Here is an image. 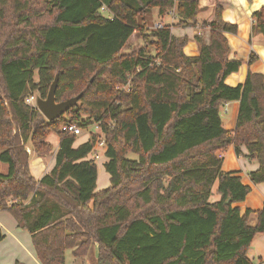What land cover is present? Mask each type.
<instances>
[{
	"label": "trees",
	"instance_id": "16d2710c",
	"mask_svg": "<svg viewBox=\"0 0 264 264\" xmlns=\"http://www.w3.org/2000/svg\"><path fill=\"white\" fill-rule=\"evenodd\" d=\"M201 9L199 0H0V164L7 165H0V211L28 230L41 264H65L68 249L75 258L95 256L96 243L88 264H254L248 251L264 233V205L242 212L236 204L251 186L225 171L219 154L234 146L240 156L245 146L260 163L251 181L264 182V74L227 83L244 61L231 56L227 34L238 26L223 18L219 0L202 23L209 42L194 36L197 55L186 53L190 37L173 34L171 24L147 32L155 10L175 13L174 26L187 28L198 25ZM253 17V35L264 38V7ZM135 32L145 44L123 53ZM56 76L57 101L81 98L49 122L27 98L47 97ZM233 101L240 106L231 131L221 110ZM67 122H96L105 133L107 188L97 190L89 157L99 134L75 146L78 136L62 130ZM52 131L60 139L56 163L37 179L27 145L38 156L53 152Z\"/></svg>",
	"mask_w": 264,
	"mask_h": 264
},
{
	"label": "crops",
	"instance_id": "0c3cea01",
	"mask_svg": "<svg viewBox=\"0 0 264 264\" xmlns=\"http://www.w3.org/2000/svg\"><path fill=\"white\" fill-rule=\"evenodd\" d=\"M199 2H200L202 9H201V12L198 14L199 24L195 27L181 28V27L174 26L176 17L174 16L175 13L173 12L167 15L168 19L166 21H164V18L166 17V15L165 17H161L160 15L159 16L160 20L155 23L156 25H159V24L163 25L164 23L171 24L173 25L172 26L173 34L177 36H183V35L189 36L191 40L189 44L187 45V47L185 48V51L187 54L192 55V56L198 54V45L194 41V36L197 33L204 34L203 29H205V27L202 26L201 24L204 21H208L210 17L212 16L217 0H199ZM219 2L224 9L223 18L227 22L234 23L238 26L237 33L227 34L229 38V42L232 47L231 56L234 58L242 59L244 61L240 70L229 76V78L227 79V83L230 82L229 84L235 85L237 83L244 82L249 71L264 74V38L261 35H253L252 33V27L254 23L253 15L256 11L264 7V0H219ZM155 12L158 14V10H156ZM205 32H207L205 35V39L207 42H209V39H210L209 28H207ZM251 55L256 56L254 61L252 62L250 58ZM226 106L232 107L231 114L227 110L226 113H229V115L228 117L222 115V120H223V124L225 128L232 131L236 127L240 105L238 101H233V102H229L228 104H226ZM59 141L60 139L58 138V142L55 143L54 163L52 164L50 169L45 170L46 168H45V164H44L42 156L37 157L33 161H31L30 163L31 171L35 177L38 176V179H40L45 173L50 172L54 168L55 163H56L55 162L56 154L59 148ZM84 142H86V140H83V141L77 140V142L75 143V146H79L80 144ZM229 148L231 152L230 154L233 155V149L235 151L234 146H231ZM241 150H242V154L240 156L237 155L236 153L237 165L234 168V172L240 173V175L242 176L243 182L251 186L250 193H253L256 195L257 202L255 201L251 202L250 200L251 195L249 193L247 198L243 202L237 203L236 205L241 207L242 212H245L247 209H252L253 211H257L261 209L264 205V182L258 183V184L253 183L250 179L249 173L254 170H257L260 167V163L257 159L251 160L247 157L248 150L245 146L241 147ZM99 153H102V151ZM104 154L105 153H103L99 158H103V156H105ZM39 159H41L42 161L41 160L39 161ZM106 159L108 160V158ZM222 159L224 162L223 154H222ZM105 162L106 161H103L104 164ZM0 165H1L2 171L7 168V165L4 163H1ZM223 169L226 171L228 168L225 167ZM105 176H106L105 179H107V174H105ZM99 177H100V174H99V168H98V180H99ZM97 190H102V189H98V186H97ZM219 198H220V195L215 194L214 196V193H213L211 200L215 201V200H218ZM1 216L7 217L10 220L11 224L13 222L15 226H17V222L9 211H0V235L1 234L4 235V238L1 239V241H5L8 238L9 232L7 230V226L1 220ZM11 216L13 217L14 221ZM257 222H258V214L256 212L251 213L249 223L251 225H255L257 224ZM16 232L20 233L19 234L20 237L25 236L24 233H21V231H16ZM25 238H26L25 241L30 246V248L29 247L28 248L30 249L29 252H31L30 253L31 256H33L34 258L33 260L34 264H41L35 254L33 243L30 245V242L32 241L31 234L29 238L27 237ZM16 240L20 242V245L22 247L24 246L23 244L24 240H20L18 236ZM96 246L98 248L97 243H96ZM248 257L251 259V261L254 264H264V233L259 234L255 237L251 245V248L248 251ZM14 261L15 262H13V264L14 263L16 264L24 263L20 259H16Z\"/></svg>",
	"mask_w": 264,
	"mask_h": 264
},
{
	"label": "rangeland",
	"instance_id": "374dc122",
	"mask_svg": "<svg viewBox=\"0 0 264 264\" xmlns=\"http://www.w3.org/2000/svg\"><path fill=\"white\" fill-rule=\"evenodd\" d=\"M155 11L152 14L148 15V24H149L148 28H149V30H147V32H152L158 26L155 23L160 20V17H159L160 14H157ZM174 16L176 17V20H178V17L175 14H174ZM161 17H165V15L164 16L161 15ZM167 19L168 18H167V15H166V17L164 18V21H166ZM159 25L162 26V24H159ZM163 25H165V23ZM201 25H203V24H201ZM181 28H183V27H181ZM206 29H207L206 27H205V29H203V31H204L203 33L204 34H202V33H199V34L203 35V37H205V35L207 33V32H205ZM145 42L146 41L143 38V35L138 34V33L135 32V34L131 37L130 41L128 42V44L124 48L123 53L129 54V53L138 51V49L140 47H142L145 44ZM35 78L37 79L38 76L36 75ZM237 84H235V85H237ZM128 87H129L128 85L121 86V88L126 89V90L128 89ZM35 94H36V92H35ZM231 109H232V107H229V106L225 105L222 108V110H221V115L228 117L229 113H226V111L228 110L230 112V114H231ZM67 113L68 112H66V114L64 116H66ZM88 116H89L88 114H83V118L84 119L88 118ZM92 121H94V120H92ZM49 122H52V121H49ZM92 132L98 133L99 134V140L100 141L103 140L104 142H106L105 133H103L102 129L99 127V125L96 122H94L93 124H91L87 128H82V133L77 137V140H79V141L86 140L87 141L90 138V134ZM58 138H59L58 134L56 132H54V131L49 132V134L47 136L46 141L50 142L53 145V150L55 148V143L58 142ZM27 146H28V148L31 149V153L29 152L30 156H31V161H33L37 157H41V156H38L37 153L33 150V147H31L32 145L28 144ZM105 150H106V144L102 147V149L100 148L98 151H96L95 154L91 153L90 154L91 157L89 156L90 158L95 159V161H96V163L98 165V168H99L100 177H99V180L97 182L98 189L107 188L111 184V182H110V174L106 171V169L104 167V163H103V161H107V159H106L107 157L103 156V158H99L103 153H105ZM101 151H102V153H99ZM230 153H231L230 152V148H228L224 153L223 152L220 153V154H223V158H224L223 168H225V167L228 168L226 171H234V168L237 165L236 152L233 149V155L234 156L232 154H230ZM128 156L130 158H135L136 157L134 153H130V154H128ZM42 158H43V161H44V164H45V168H46L45 170L50 169V167L54 163V151L49 153V154H47V155L42 156ZM40 160L41 159H39V161ZM3 167H5V166H3ZM104 173L107 174V179H105L106 176H105ZM36 177L38 179V176H36ZM215 194L219 195L217 193V184L215 185V188H214V196H215ZM250 195H251V198H250L251 202L252 201L253 202L254 201L257 202L256 195L253 194V193H250ZM12 219H13V217H12ZM1 220L7 226V230L9 232V235H8V238L5 241H1L0 240V264H13V262H15L14 260H16V259L22 260L24 262L23 264H34V262H33L34 258H33V256H31V254H30L31 252H29L30 251V249H29L30 246L25 241L26 240L25 237L29 238V236H30V233L28 232V230L15 226L13 224V222L11 224L10 220L7 217H5V216H1ZM13 221H14V219H13ZM16 231H21V233H24L25 236L24 237H20L19 236L20 233H18ZM17 236H18V238L20 240H24L23 241V244H24L23 247L20 245V242H18L16 240ZM31 244H32V241L30 242V245ZM27 248H28V250H27ZM97 254H98V248L95 245V256ZM95 256L89 255L85 259L75 258L73 256V254H72L71 249H68L66 251V262H65V264H88L89 262L94 261ZM14 264H16V263H14Z\"/></svg>",
	"mask_w": 264,
	"mask_h": 264
},
{
	"label": "water",
	"instance_id": "95a60500",
	"mask_svg": "<svg viewBox=\"0 0 264 264\" xmlns=\"http://www.w3.org/2000/svg\"><path fill=\"white\" fill-rule=\"evenodd\" d=\"M58 80L59 77L56 76L55 80L51 84L47 97H36V107L49 121H54L64 116L66 112L78 104L81 98V94H79L64 101H57L56 90L58 87ZM230 200L231 199L229 198L228 202Z\"/></svg>",
	"mask_w": 264,
	"mask_h": 264
},
{
	"label": "built area",
	"instance_id": "2783aa9c",
	"mask_svg": "<svg viewBox=\"0 0 264 264\" xmlns=\"http://www.w3.org/2000/svg\"><path fill=\"white\" fill-rule=\"evenodd\" d=\"M105 9V7H103V10ZM36 95H31L30 97L27 98V102L31 105H34L36 106ZM62 130L65 132V133H70V134H74V135H77L79 136L81 133H82V127L74 124V123H70V122H67L66 124H64L62 126ZM105 145V142L102 140V141H99L95 147V150H94V154L96 153V151H98L100 148L102 149V147ZM28 152L31 153V149L28 148ZM220 157H222V154H219ZM99 157V156H98Z\"/></svg>",
	"mask_w": 264,
	"mask_h": 264
}]
</instances>
